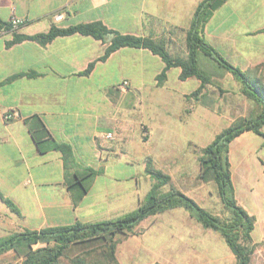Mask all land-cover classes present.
<instances>
[{
	"label": "crops",
	"instance_id": "obj_1",
	"mask_svg": "<svg viewBox=\"0 0 264 264\" xmlns=\"http://www.w3.org/2000/svg\"><path fill=\"white\" fill-rule=\"evenodd\" d=\"M201 1L0 0L1 23L12 17L24 20L15 32L0 27V241L25 230L110 221L132 212L154 183L145 171L153 153L165 156L160 170L180 171L179 176L185 177L183 166L193 158L191 152H182L187 149L176 152L170 148L167 110L176 97L187 98L191 92H166L172 90L166 88L168 75L175 71L178 82L195 81V89L200 85L194 77L180 80L177 67L170 68L166 80L157 85L156 76L164 64L147 49L123 47L99 61L111 36L101 41L72 34L45 45L32 40L8 45L13 35L45 33L52 25L67 28L101 22L120 34L162 40L172 55L183 45L185 55L186 31ZM263 28L264 0H226L212 13L202 36L231 65L247 71L264 62ZM90 63V72L82 75ZM17 74L21 75L11 79ZM123 82L126 87L121 86ZM254 111L237 117H248ZM6 112L17 116L5 121ZM157 125L166 140L151 154V131ZM108 133L111 138H106ZM53 143L70 148L67 163L51 147ZM260 146L244 149L254 156L243 157L242 170L234 171L229 158L240 206L239 192L253 188L249 164H259L263 172ZM175 155L188 156L184 162ZM165 174L171 178L166 186L189 194L174 187L173 176ZM1 197L9 199L19 214ZM252 198L256 211L242 207L255 218L252 241L264 243V202ZM258 227L259 239L255 240ZM135 231L116 247L119 264L215 261L204 245H217L216 234L207 232L212 230L203 228L182 208L148 217ZM20 261L12 251L0 254V264Z\"/></svg>",
	"mask_w": 264,
	"mask_h": 264
},
{
	"label": "trees",
	"instance_id": "obj_2",
	"mask_svg": "<svg viewBox=\"0 0 264 264\" xmlns=\"http://www.w3.org/2000/svg\"><path fill=\"white\" fill-rule=\"evenodd\" d=\"M225 1L202 0L198 4L189 29L186 31V53L183 56L170 54L162 40L120 34L108 29L101 22L67 28L52 25L45 33L32 36L14 34L12 40L7 43L12 45L23 40H32L45 45L56 37L72 34L91 36L96 40L104 41L112 35L99 61L106 60L111 53L123 47L147 49L159 57L164 64L163 69L156 76L157 85H161L166 80V73L170 68H180V80L194 77L200 81L199 87L187 96L197 100L203 97L202 91L210 82L208 76L199 68V54L223 68L238 83L241 95L257 108L253 115L236 119L218 133L209 144L199 149V177L215 183L225 216L210 213L177 189L170 188L166 193H158L160 187L170 183L171 178L155 169L147 160L145 171L154 183L145 200L132 212L110 221L76 223L66 227L15 233L0 241V254L14 252L16 257L21 259L19 264H119L116 259L118 243L127 236L136 234L135 227L141 221L170 209L182 208L203 228L220 234L234 256V264H251L259 246L251 239L255 218L249 215L235 199L229 162V145L244 132H252L261 137L264 145L262 130L264 127V62L252 70L242 71L226 61L203 39L204 25L212 13ZM9 26V23L0 22V27L9 28ZM261 31L264 32V28ZM92 66L93 63H90L81 74L87 75ZM20 75L17 74L11 79ZM51 147L59 150L63 161L67 163L71 156L70 148L65 144L57 143H53ZM261 164L264 173V163L261 162ZM1 199L12 212L19 214V210L9 199L4 197Z\"/></svg>",
	"mask_w": 264,
	"mask_h": 264
},
{
	"label": "rangeland",
	"instance_id": "obj_3",
	"mask_svg": "<svg viewBox=\"0 0 264 264\" xmlns=\"http://www.w3.org/2000/svg\"><path fill=\"white\" fill-rule=\"evenodd\" d=\"M238 1L239 0H232V2ZM182 47V49L179 48L180 51H178L176 55L183 56L184 46L182 45ZM198 65L210 80L209 84H207L202 91L203 97L200 100L196 98H186L184 96L182 98L176 97L172 102V106L167 110L168 134H171L172 142L170 148H176V152L182 148L187 149L182 152H185V154L191 152L189 156L193 158V161L190 160L186 162V157L188 155H175L178 159H180L181 156L185 159L184 162H186V164L183 166V173H185L186 176L180 177V171L160 170V167L166 162L165 156L160 153L154 154L153 151L157 147L160 148V142L162 141V143H164L166 139L158 125L157 128L155 127L151 131L149 145L152 149L151 151L149 149L148 152L153 154L150 155L147 160L151 162L155 169H159L163 173H170L173 176L172 184L174 187H179L187 191L189 193L187 195H189L200 207L212 214L224 217V209L219 201L215 183L212 180H204L199 177V171L196 165L198 164L197 157H199V149L209 144L218 133L227 128L236 119L242 117H237L238 115L247 116L248 113L252 112V109L255 110L257 108L253 103H250L249 100L241 95L240 87L233 77L227 75L226 71L220 68L215 62L199 54ZM194 82L195 81L178 82L176 72L170 71L166 88L172 90H167L166 92L170 94L177 92H192L195 89ZM182 100L184 106H182ZM192 126L194 131H191ZM262 130L264 132V127ZM146 134L149 133L146 132ZM262 140L261 137L252 132H244L230 143L229 158L232 162L234 171L243 168V157L245 155L253 157L254 154L250 153V151L260 144L261 149L258 151V156L264 159V145L262 144ZM245 148L250 151H245ZM241 170H238V172ZM248 173L253 188L251 191L249 190L244 194L242 189L239 192L238 199L242 206H251L250 209L256 211V204L252 197L259 198V200L264 202V173L260 165L256 163L249 164ZM241 183L243 185V180ZM169 190L170 187L164 185L160 187L157 192L163 194ZM259 228L260 227H258V230L254 233L255 240L259 239ZM207 232L216 234L218 238L217 245H204V247L213 254L212 259H215L213 264H234V256L220 234L214 231ZM258 244L259 246L255 251L251 264H264V243L260 242Z\"/></svg>",
	"mask_w": 264,
	"mask_h": 264
},
{
	"label": "built area",
	"instance_id": "obj_4",
	"mask_svg": "<svg viewBox=\"0 0 264 264\" xmlns=\"http://www.w3.org/2000/svg\"><path fill=\"white\" fill-rule=\"evenodd\" d=\"M56 18H59V16H57ZM23 22H24V20H23L22 18L12 17V18L9 20V22H8V23L10 24V26H9L8 29H9L11 32H15V31L18 29V27H19ZM126 85H127L126 82H123V83L121 84L122 87H126ZM16 116H17V113H15V112H6V113L4 114V116H3V118H4L5 121H8V120H10L11 118L16 117ZM106 138H111V134L108 133V134L106 135Z\"/></svg>",
	"mask_w": 264,
	"mask_h": 264
},
{
	"label": "water",
	"instance_id": "obj_5",
	"mask_svg": "<svg viewBox=\"0 0 264 264\" xmlns=\"http://www.w3.org/2000/svg\"><path fill=\"white\" fill-rule=\"evenodd\" d=\"M110 36H112V35H110Z\"/></svg>",
	"mask_w": 264,
	"mask_h": 264
}]
</instances>
